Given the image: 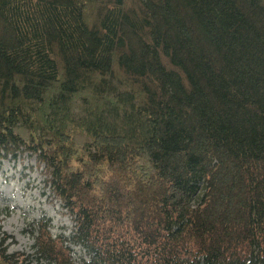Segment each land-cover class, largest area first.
<instances>
[{"label":"trees","instance_id":"1","mask_svg":"<svg viewBox=\"0 0 264 264\" xmlns=\"http://www.w3.org/2000/svg\"><path fill=\"white\" fill-rule=\"evenodd\" d=\"M17 153L75 222L50 264H264V0H0Z\"/></svg>","mask_w":264,"mask_h":264},{"label":"rangeland","instance_id":"2","mask_svg":"<svg viewBox=\"0 0 264 264\" xmlns=\"http://www.w3.org/2000/svg\"><path fill=\"white\" fill-rule=\"evenodd\" d=\"M53 238L71 240L75 222L49 188L36 158L28 153L0 157V240L10 254H21L24 264H50L35 253L41 227ZM72 260H89L81 246H71Z\"/></svg>","mask_w":264,"mask_h":264}]
</instances>
